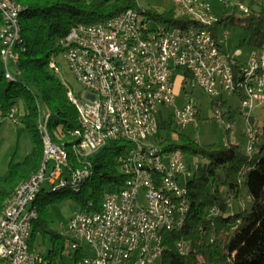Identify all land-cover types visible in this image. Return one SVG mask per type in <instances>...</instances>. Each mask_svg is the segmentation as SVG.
<instances>
[{"label": "built area", "instance_id": "2783aa9c", "mask_svg": "<svg viewBox=\"0 0 264 264\" xmlns=\"http://www.w3.org/2000/svg\"><path fill=\"white\" fill-rule=\"evenodd\" d=\"M3 1L9 12L6 59L10 63L11 78L16 71L12 50L15 8L9 0ZM216 1L222 12L236 8L243 14L250 10L245 0ZM173 2L177 18L192 19L190 9L200 10L203 28L163 24L151 18L146 8L136 6L120 12L116 19L78 23L58 42L62 48L60 55L71 57V71L76 73L86 90L84 100L75 96L71 89L66 92L72 103L79 104L81 121L76 132L79 153L88 161V167H93L90 154H87L88 144L101 143L102 148L109 140L116 139V134H124L131 144L120 157L121 170L126 176L122 189L105 196L101 211L79 212L69 222L68 228L74 239L72 246H80L85 255L68 264H122V259H130V264H151L155 259L153 219H159V214L152 213V205L153 199L162 193L161 181L164 180H159L158 174V161L161 160H153V149L146 145L144 130L140 128V122L135 121V114H143L144 121H150L153 135L158 132L160 106L176 110V118H170V121L179 129L190 125L197 128L201 102L191 96L188 89L200 87L212 96L214 88H221V100L215 102L214 110V118L219 124L227 132L231 130L232 119L222 106L223 101L226 102L225 95H234L240 99L238 108L245 123L242 128L244 150H250L252 142H261L264 135L262 113L257 112L264 109V82L261 76H242V71H230L229 56L219 41L220 27L225 25L221 22L222 13L214 10L210 0ZM228 35L230 32L226 31L225 38ZM151 44H159L158 53L149 52ZM255 63L257 60L246 62V69ZM51 64L56 66L57 73L56 57L52 58ZM176 71L179 72L177 80L174 79ZM165 83L173 84V94H164ZM122 87H131L133 96H123ZM181 92H185L186 98L178 105L176 99ZM116 113L125 115L124 125H117ZM12 117L18 124L16 114ZM248 129H258L256 140H249ZM134 131H142V138H134ZM46 142L48 162L43 176L35 178L14 197L8 216L0 222V260L5 264H33V257H40V262L45 264L39 253L32 251L31 256H24L22 249V231L32 225L26 223V216H32L28 206L30 190L46 183L55 186L62 182H78V176L85 175L87 170H66L55 145ZM165 157H170L172 175L177 176V185H180L182 173L190 170V163H181L176 148L168 150L165 146ZM141 170H149L150 176L155 177V186L144 184L148 190L146 202H137L135 191V181H144ZM167 203L171 200L167 199L160 211H165ZM137 204H145V211L136 227H129L130 214ZM124 230H133L131 241H124ZM140 242H147L144 253L135 252V245ZM177 250L182 251L180 241H177ZM97 251H104V258H97Z\"/></svg>", "mask_w": 264, "mask_h": 264}, {"label": "trees", "instance_id": "16d2710c", "mask_svg": "<svg viewBox=\"0 0 264 264\" xmlns=\"http://www.w3.org/2000/svg\"><path fill=\"white\" fill-rule=\"evenodd\" d=\"M16 1L24 7L20 14L19 60L14 79H8L1 59L3 43L0 39V118L8 117L18 109V130L29 132L35 145L24 160H10L8 174L0 181V214L6 200L41 165L44 149L38 129L41 114H49V132L55 143L70 149L78 140L71 134L80 127L78 110L68 98L64 83L49 65L51 59L62 52L59 40L78 23L105 20L137 6L134 0ZM245 1L249 5L248 13L235 16L236 8L227 9L220 15L221 22L246 29L248 37L241 46L249 45L253 50L264 52V4L256 0ZM146 11L157 21H181L175 17L174 10ZM2 23L0 12V29ZM216 34L218 37V31ZM228 60L235 69L240 66L239 59L229 56ZM230 117L234 121L233 116ZM168 127L172 128L171 123ZM177 134L180 143L170 140L166 146L168 150L181 148L186 155L195 159L203 157L206 161H196L198 167L187 181L191 209L184 227L164 231L166 249L162 264H264V135L256 153L249 156L241 144L204 145L182 130ZM130 147L126 140H109L90 157L93 172L80 190L62 188L39 193L35 201L39 215L33 221L29 239L32 251L36 252V227L46 226L43 216L49 204L71 197L80 212L99 211L108 193L122 189L126 176L121 170L120 157ZM214 207L220 212L213 214ZM49 232L52 244L47 254L39 253L45 264H68L85 255L79 249L66 254L68 244L71 241L72 247L74 241L71 234ZM177 241L190 243L188 255L178 252Z\"/></svg>", "mask_w": 264, "mask_h": 264}, {"label": "bare ground", "instance_id": "6f19581e", "mask_svg": "<svg viewBox=\"0 0 264 264\" xmlns=\"http://www.w3.org/2000/svg\"><path fill=\"white\" fill-rule=\"evenodd\" d=\"M10 4L15 8L14 17H13V28H14V40L12 43L13 50V58H14V66L17 65L19 60V52L17 50V46L21 39V22H20V14L23 11L24 7L17 2L16 0H9ZM137 3V6L140 5V0H134ZM0 12L2 15V27L0 29V39L2 40L3 47L1 50V59L6 71V77L10 80L14 79V76L10 78V63L6 59L7 54V28H8V19L9 12H7L6 5L3 0H0ZM175 12V11H174ZM120 13L116 14L113 17L108 19H116L119 18ZM176 17V15H175ZM190 18H178L181 21L176 22L174 20L168 22H162L163 24H171V26H182L189 25L190 28H203V20L201 18V11L197 9H190ZM159 44H151L149 45L150 53H158ZM67 60L70 69H72V61L71 57L64 56ZM52 60V59H51ZM255 65L249 66V69H246V63H242L240 61V66L236 69L230 64V71H242V76H261V81L264 82V52L260 50H253L248 62H255ZM50 67L56 73V66H52L51 61L49 63ZM17 71V70H16ZM76 77V73L72 72ZM77 79V78H76ZM81 84V80L77 79ZM123 96H133V89L131 87H122ZM164 94H173V84L165 83L164 85ZM262 94H264V83H262ZM68 98L71 101L70 95ZM217 96V101L221 100V88H214L212 90V97ZM76 109L79 112V104L73 103ZM79 121H81V113H78ZM170 118H176V110L172 109ZM49 114H41L38 120V129L41 132L42 140H43V156L41 160V165L39 169L34 172L27 180L19 185L16 191L9 197L4 205L2 213L0 214V222H3L6 216L9 214V208L12 207L14 197L17 194H21V191H24L27 184H30L35 178H40L43 176V170L46 169V164L48 162V150H47V142L49 141L51 144L55 145L56 151L59 152L61 165L66 168V170H75L81 168H87L85 175L78 176V182H62L60 185H52L53 190H58L62 188H71L73 190H80L83 183L92 175L93 167H88V161L86 158L79 153L80 150V142L73 143L68 149L65 145H60L55 143L52 140L51 134L49 132L48 127ZM116 121L117 125L125 124V115L123 113H116ZM135 121L140 122V128H143L145 133V143L147 146H151L152 157L153 160H161L158 161V174L159 180L161 181V192L156 199H153L152 205V213L159 214V219H153V230H154V241L153 248H157V253H155V259H152L151 264H155L156 260L162 258L164 251L166 249L164 231H176L180 230L184 227L187 217L190 213L191 203L188 197V187L187 182H183L182 178L185 176L193 175L192 170L183 171L181 177L180 185H177V176L172 175L171 162L170 157H165V145H157L150 142L149 137L153 136V127L150 126V121H144L143 114H135ZM17 122L19 120L17 118ZM160 123H158L159 129ZM264 125V123H263ZM71 134L78 139V132L73 131ZM242 136L245 139V132H242ZM248 137L249 140H256L258 138V129H248ZM134 138H142V131H134ZM116 139L125 140L124 134H116ZM112 140V139H111ZM262 141V139H261ZM261 142H252L251 149L245 150V153L249 156L254 155L257 151V148ZM103 147V146H102ZM101 148V143H92L87 145V154H91L93 152H97ZM178 159L181 160L182 164H189L185 152L181 148H176ZM202 160L201 162H205L206 160L203 158H199ZM198 167V163L195 165L196 170ZM141 180L144 181H135V191L137 193V202H146V198L148 197V190H146V186H155V177L150 176L149 170H141ZM144 184L146 186H144ZM43 190H46L45 186H40V188L30 190V196L28 197V206L32 209V216H26V223H32L33 220L38 218V209L35 205V201L39 195V193ZM170 199L171 203L165 204V211H160V208L166 200ZM179 206V208L175 207ZM213 214H217L220 212L218 207H214L212 209ZM101 211V210H99ZM145 211V204H137L135 208L130 214L129 218V227H136V224L139 223V219L142 217V213ZM169 221H171V225H169ZM32 233V225H28L24 231H22V249L24 256H31L32 250L30 249L29 239ZM133 238V230H124V241H131ZM177 248V243H176ZM80 250V246H72V251ZM144 249H147V242H140V244L135 245V252L144 253ZM191 245L186 241H180V251L181 255H188L190 252ZM74 256V255H72ZM97 258H104V251H97ZM33 264H43L40 262V257H33ZM122 264H130V259H122Z\"/></svg>", "mask_w": 264, "mask_h": 264}, {"label": "rangeland", "instance_id": "374dc122", "mask_svg": "<svg viewBox=\"0 0 264 264\" xmlns=\"http://www.w3.org/2000/svg\"><path fill=\"white\" fill-rule=\"evenodd\" d=\"M214 10L218 14H221L219 3L216 0H210ZM257 2L264 4V0H256ZM140 5L146 9L156 10L160 13L164 11H175V4L173 0H140ZM235 16H241L242 12L236 11ZM226 31L230 32L227 38H225ZM248 37L246 29L241 26L236 25H222L219 31V41L225 52L231 56L239 59L242 63L248 62L253 48L249 45L241 46L242 41ZM56 61L59 64V71L56 73L57 76L64 83L66 91L71 89L75 96L79 99L84 100L86 90L78 82L74 74L72 73L67 60L63 55L56 56ZM175 72L174 79H178ZM188 89L191 92V96L201 102V114L198 118L199 127H194L190 125L185 129H179L176 124L170 121L171 109L166 106L159 107V129L152 137H149V141L157 145L167 146L170 142L180 143L178 138V131L188 135L193 140L200 144H218L227 145L230 143L241 144L243 147L245 145L244 138L242 136V128L245 127L244 120L239 111L240 99L234 95H225L224 99L226 102L223 104L222 108L227 112V116H233L231 120L233 126L230 131H226L219 122L214 118V110L217 107L216 101L217 96L212 97L205 89L200 87H195ZM185 92H181L176 102L178 105H182L185 99ZM22 109V106H20ZM238 109V110H237ZM237 110V111H236ZM18 109L12 112L13 115H17ZM258 113H262V124L264 123V109H258ZM13 115H9L5 118H0V180H2L8 174L9 162L13 158L14 161H22L24 158L33 150L35 141L33 136L26 131L19 132L18 126L14 123ZM40 117V116H39ZM39 120V118H38ZM168 123H171V127H168ZM41 133V132H40ZM42 136V135H41ZM96 152L91 153L89 156L93 157ZM188 162L190 163V168L194 173L196 161L201 162L202 160L195 159L194 156L186 155ZM192 173V174H193ZM192 175L185 176L182 178L183 182L190 180ZM46 191H52V185L49 183L45 184ZM80 212V207L77 205L74 198L66 197L62 200L55 201L48 205L47 211L43 216L46 226H37L36 237L34 241V250L41 254H47L51 244V231H57L64 235H70L68 224L73 217H75ZM44 229L48 230L44 232ZM72 250L71 241L66 248V254ZM69 257V256H68ZM67 257V259H68ZM70 258V257H69ZM69 262V259H68ZM0 264H4L0 260ZM155 264H162V258L156 260Z\"/></svg>", "mask_w": 264, "mask_h": 264}, {"label": "crops", "instance_id": "0c3cea01", "mask_svg": "<svg viewBox=\"0 0 264 264\" xmlns=\"http://www.w3.org/2000/svg\"><path fill=\"white\" fill-rule=\"evenodd\" d=\"M1 181V180H0ZM5 264V263H4Z\"/></svg>", "mask_w": 264, "mask_h": 264}]
</instances>
